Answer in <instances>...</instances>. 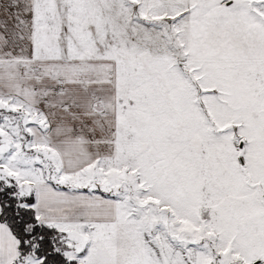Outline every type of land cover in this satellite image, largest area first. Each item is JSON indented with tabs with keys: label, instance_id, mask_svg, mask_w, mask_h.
<instances>
[{
	"label": "snow or ice",
	"instance_id": "6c2138e0",
	"mask_svg": "<svg viewBox=\"0 0 264 264\" xmlns=\"http://www.w3.org/2000/svg\"><path fill=\"white\" fill-rule=\"evenodd\" d=\"M0 264H264V0H0Z\"/></svg>",
	"mask_w": 264,
	"mask_h": 264
}]
</instances>
